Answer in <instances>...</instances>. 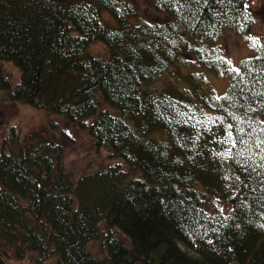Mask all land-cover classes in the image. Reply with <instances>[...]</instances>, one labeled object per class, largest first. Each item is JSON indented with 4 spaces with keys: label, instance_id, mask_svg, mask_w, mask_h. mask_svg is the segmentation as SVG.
Here are the masks:
<instances>
[{
    "label": "trees",
    "instance_id": "1",
    "mask_svg": "<svg viewBox=\"0 0 264 264\" xmlns=\"http://www.w3.org/2000/svg\"><path fill=\"white\" fill-rule=\"evenodd\" d=\"M149 1L163 19L141 18L136 0H0V100L64 115L126 164L77 175L47 129L11 126L0 136V264H264L257 16L246 0ZM226 29L251 50L236 64L215 43ZM97 40L106 59L89 51ZM179 63L229 72L226 89H193L195 100L166 75Z\"/></svg>",
    "mask_w": 264,
    "mask_h": 264
},
{
    "label": "rangeland",
    "instance_id": "2",
    "mask_svg": "<svg viewBox=\"0 0 264 264\" xmlns=\"http://www.w3.org/2000/svg\"><path fill=\"white\" fill-rule=\"evenodd\" d=\"M139 4V14L141 18L149 20H160L165 16L164 13L156 11L153 4L149 0H136ZM248 9L257 16V22L252 26V31L264 36V0H246ZM102 16L107 24L115 25L113 17L107 10L102 11ZM224 55L229 57L235 64L237 61L250 53L248 43L241 35L236 34L232 29H226L215 40ZM89 46V51L96 56L102 58L109 57V48L100 40L92 42ZM6 71L11 75L13 81L20 79V70L11 63L5 62ZM177 68V70H173ZM203 74V77L202 75ZM168 78H171L172 84L182 86L194 96L195 100H199V94L194 93L193 89H197L200 93H212L215 96L221 95L227 87L230 73L226 72L223 76L215 74L213 71L200 64H175L170 70L166 72ZM166 80H158L157 87H161ZM189 82V83H188ZM199 87V88H198ZM3 89L0 88V97L2 96ZM201 95V94H200ZM90 116L89 121L94 117ZM50 121L58 124V128H50ZM13 125L18 126L23 132L34 130L47 129L58 142H61L65 147L66 162L77 173L81 174L82 171L94 170L105 163L120 160L122 165H126L123 159L116 157L112 160L108 158V151L106 148L97 149L93 145V138L87 128L83 129L68 120L64 115L51 111L50 109H41L34 107L28 103L22 102H2L0 100V136L6 135L9 128ZM63 129L65 135H62L58 130ZM221 205V201H218ZM94 242V246H95ZM11 264H30L28 258L25 259H10Z\"/></svg>",
    "mask_w": 264,
    "mask_h": 264
},
{
    "label": "snow or ice",
    "instance_id": "3",
    "mask_svg": "<svg viewBox=\"0 0 264 264\" xmlns=\"http://www.w3.org/2000/svg\"><path fill=\"white\" fill-rule=\"evenodd\" d=\"M254 43H255V41H254Z\"/></svg>",
    "mask_w": 264,
    "mask_h": 264
}]
</instances>
